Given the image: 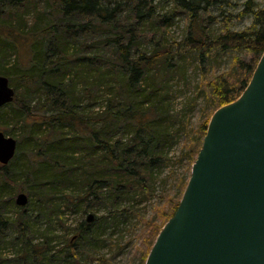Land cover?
Masks as SVG:
<instances>
[{
    "label": "trees",
    "instance_id": "1",
    "mask_svg": "<svg viewBox=\"0 0 264 264\" xmlns=\"http://www.w3.org/2000/svg\"><path fill=\"white\" fill-rule=\"evenodd\" d=\"M165 1L188 19L186 37L168 47L157 38L163 34L160 28L166 26L167 19L156 13L153 0L1 1L8 4L15 22L6 20L0 24V39L9 44L0 42V60L8 51L19 54L20 45L29 51V67L21 80L28 89L40 90L46 96L50 112L40 121L49 129V135L41 142L45 159L39 166L43 173L33 175L29 192L31 197H37L35 204L47 205L55 212L56 194L71 191L64 203L71 212L82 210L86 214L94 202L106 207L110 203L115 208L113 215L123 216L116 207L125 196L140 192L149 197L154 175L167 166L176 134L185 129L181 125L173 130L179 120L167 109L162 94L167 86L164 75L177 70L178 59L185 54L193 53L201 61L216 51L247 53L255 58L250 66L238 57L234 59L239 68L246 70V80L233 82L226 75L208 78L204 70L199 87L210 98V105L205 108L208 120L199 126L202 140L213 112L234 102L246 88L264 52V7L255 0L242 3L241 19L251 20V25L242 31H231L228 22L234 17L228 11L220 12L223 28L217 37H212L210 27L218 17H203L209 0ZM36 3V18L43 14L52 22L37 34H24L23 12ZM0 74L6 75L2 71ZM85 98L91 109L93 102H100L97 110L87 112L81 105ZM15 100L16 96L13 105ZM24 112L25 118L31 117ZM202 140L195 147L190 166ZM10 165L12 169L13 161ZM7 167L0 166V180L5 185L9 184ZM179 200L171 207L165 223L174 215ZM3 208L0 204V225L5 224ZM130 215L142 219L137 212ZM104 220L94 217L86 226L78 224L75 235L66 240L68 248L60 249L58 255L47 254L45 241L46 248L38 252L33 246L30 257L71 264H108L94 256L92 245L94 227ZM27 223L21 212L12 226L26 230ZM1 232L0 228V241L4 238ZM18 233L22 235L23 231ZM158 233V228L151 227L148 251ZM83 255L84 262L80 259Z\"/></svg>",
    "mask_w": 264,
    "mask_h": 264
},
{
    "label": "rangeland",
    "instance_id": "2",
    "mask_svg": "<svg viewBox=\"0 0 264 264\" xmlns=\"http://www.w3.org/2000/svg\"><path fill=\"white\" fill-rule=\"evenodd\" d=\"M1 1L0 24L6 20L15 22L13 12L10 11L8 4H2ZM244 1L246 0H209V7L203 13V17L205 19L209 16L218 17L210 27L212 37H217L222 31L224 23H220V21L223 18L218 14L223 11H228L234 17L231 22H228L231 31H242L251 25L249 18L241 19L240 16ZM153 3L156 6V13L167 19L166 26L160 28L163 34L157 35V38L166 47L173 42L182 41L188 33L186 15L176 13L172 3L165 0H153ZM255 3L261 8L264 7V0H255ZM35 6L37 3L34 6L29 5L23 12L24 22H21L23 25L21 32L24 34H37L52 22L49 17L43 14L36 18L39 10H34ZM19 14L21 15V12ZM0 42L8 43L3 42L2 39ZM17 46H19L18 42ZM149 48L150 46H148ZM19 49V54H10L8 51L4 60H0L2 64L0 71L7 76L0 75L11 79L9 83L16 96L14 105H8L0 110V132L17 142L13 171L11 172L10 164L6 171L9 184L5 185L0 180V204L4 207L3 221L5 222L0 225V228L3 229L1 233L4 234V238L0 241V258L2 260L0 264H71L55 259L51 261L49 259L43 261L40 258L33 259L30 257L29 250L35 246L36 250L41 252V248H46L44 242L47 241V254L58 255L60 249L68 248L66 240L75 235V227L82 222L86 226L85 221L88 214H92L95 218L106 219L94 227L95 241L92 245L94 244L96 258L101 257L108 261V264H144L151 249L148 251L147 248L150 243L151 227L158 228L160 232L165 225V219L171 207L181 198L184 183L190 175L191 157L195 147L202 140L199 126L208 120L205 108L210 105V98H207L205 91L199 87L204 70L207 71L208 78L226 75L233 82L240 79L246 80L248 76L246 70L239 68L234 59L238 57L243 63L250 66L255 62V58L247 53L216 51L203 61L193 53L185 54L183 58L178 59L179 68L164 75L167 86L162 94L167 109L179 120L173 130L176 131L181 125L185 129H180V132L176 134L174 144L168 151L170 160L167 166L154 175L149 197H145L140 192L125 196L116 207L123 212V216H114L115 208H112L110 203L106 207L95 205L94 202L92 209L86 214H83L82 210L78 212L67 210L64 205L65 196L67 198L71 191H68L66 195L59 193L56 194V197L54 196L55 212H52V209L47 205L35 204L38 200L37 197L29 195L33 175L38 174V171L43 173L42 167L39 166L45 159L41 142L45 135H49V129L41 125L40 121L44 115H49L50 112L47 109L46 96L40 90L28 89L21 80V76L29 67L30 53L22 45ZM19 104L25 108H21ZM81 105L87 108L88 112L97 110L100 102H93L91 109L89 100L85 98ZM24 110L29 112L30 118H25L23 113H27ZM19 193H23L29 198V203L24 208L15 205V197ZM125 211L128 212L125 213ZM21 212H24V216L28 220L26 230L17 225L12 226ZM131 212H137L142 218L141 221L130 215ZM21 230L23 231L22 235L18 233ZM80 259L84 262L85 255Z\"/></svg>",
    "mask_w": 264,
    "mask_h": 264
},
{
    "label": "water",
    "instance_id": "3",
    "mask_svg": "<svg viewBox=\"0 0 264 264\" xmlns=\"http://www.w3.org/2000/svg\"><path fill=\"white\" fill-rule=\"evenodd\" d=\"M14 96L0 75V109ZM16 149L0 132L1 166ZM15 204L28 197L19 193ZM144 264H264V52L239 98L210 118L179 205Z\"/></svg>",
    "mask_w": 264,
    "mask_h": 264
}]
</instances>
